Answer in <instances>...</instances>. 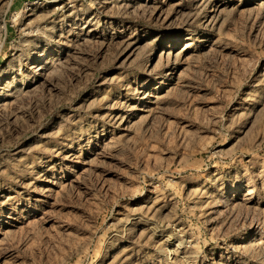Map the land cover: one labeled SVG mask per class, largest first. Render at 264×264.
I'll return each instance as SVG.
<instances>
[{
  "label": "rangeland",
  "instance_id": "rangeland-1",
  "mask_svg": "<svg viewBox=\"0 0 264 264\" xmlns=\"http://www.w3.org/2000/svg\"><path fill=\"white\" fill-rule=\"evenodd\" d=\"M53 1L0 0V264H264V0Z\"/></svg>",
  "mask_w": 264,
  "mask_h": 264
},
{
  "label": "bare ground",
  "instance_id": "bare-ground-1",
  "mask_svg": "<svg viewBox=\"0 0 264 264\" xmlns=\"http://www.w3.org/2000/svg\"><path fill=\"white\" fill-rule=\"evenodd\" d=\"M53 2H57V0H55V1H53ZM86 24H89V21H86ZM89 28V27H88ZM87 30V29H86ZM91 30V29H90ZM87 32H90L89 30H87ZM86 32V33H87ZM49 61V60H48ZM49 63V62H48ZM3 89V88H2ZM6 91V90H5ZM9 91H11V90H7V93L9 92ZM3 95V94H2ZM6 96V95H5Z\"/></svg>",
  "mask_w": 264,
  "mask_h": 264
}]
</instances>
